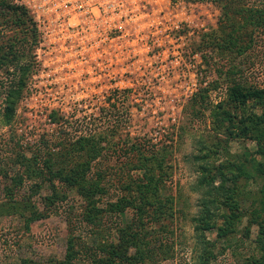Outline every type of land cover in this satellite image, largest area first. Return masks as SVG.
I'll return each instance as SVG.
<instances>
[{
	"label": "rangeland",
	"instance_id": "rangeland-1",
	"mask_svg": "<svg viewBox=\"0 0 264 264\" xmlns=\"http://www.w3.org/2000/svg\"><path fill=\"white\" fill-rule=\"evenodd\" d=\"M106 1L109 0H91L99 12ZM246 1L248 5H264V0ZM120 2L122 11L117 17L102 20L98 12L92 15V29L83 34L87 37L83 41L64 46L42 41L37 32L38 41L31 51L34 75L27 82L14 119L9 125L0 126V164L9 159L4 145L10 138L18 140L29 156L40 146L44 151L45 146L55 147L59 135L76 138L103 132L128 119L127 129H119L118 133L128 131L155 145L163 160L160 193L172 201V215L146 229H151L147 240L152 244H172L169 255L173 258L161 250L157 262L147 259L143 264H191L193 218L199 208V194L193 190L197 177L193 156L199 154L202 144L221 140L226 145L222 141L225 136L213 130L209 113L226 97L229 81L224 71L228 66L209 47L204 49L208 35L219 27L220 11L213 0ZM9 33L0 27V35ZM254 47L249 57L237 58L243 72L234 74L232 79L240 85L264 87L263 35H256ZM202 50L205 61L201 59ZM113 140L117 141V136ZM242 144L254 147L250 141ZM227 147L232 153L242 148L236 141ZM131 174L136 177L143 172ZM3 184L0 178V203L5 196ZM28 185L23 186L22 194H28ZM62 191L68 197L67 203L61 204L56 213L31 224L29 231L18 216L0 215V264H19L23 258H63L68 220L81 215L83 201L75 189ZM49 194L50 190L43 187L33 197L38 210L43 208L42 197ZM120 195L115 183L110 197L103 201H113ZM131 217L130 210L122 217L108 214L101 234L89 235L83 224L76 233L92 245L115 238L116 229ZM243 225L245 221L239 228ZM207 236L216 240V259L212 264H242L254 246L255 230L251 231V242L242 243L237 236L238 242L232 244L236 248L230 249L215 239L214 230Z\"/></svg>",
	"mask_w": 264,
	"mask_h": 264
},
{
	"label": "trees",
	"instance_id": "trees-1",
	"mask_svg": "<svg viewBox=\"0 0 264 264\" xmlns=\"http://www.w3.org/2000/svg\"><path fill=\"white\" fill-rule=\"evenodd\" d=\"M213 1L220 11L219 27L208 35L204 49L209 47L227 64L224 75L229 85L225 99L210 109L209 118L213 130L225 136L222 141L226 145L221 140L202 144L203 150L193 156L197 173L193 190L199 194V208L193 218L191 264H212L216 259V240L208 238L210 231L214 230L215 239L230 249L236 248L232 244L238 242L240 234L242 243L251 242L253 229L254 246L242 264H264V87L240 85L232 79L234 74L243 72L237 58L249 57L255 50L256 35L264 36V5H248L246 0ZM0 27L10 32L0 35V126H5L14 119L27 82L34 75L31 51L38 34L29 11L14 0H0ZM202 53L205 61L206 54L203 50ZM205 98L201 96L203 103ZM127 127L128 119L124 118L103 132L76 138L59 135L55 147L45 146L44 151L40 146L29 156L18 140L10 138L4 145L9 159L0 164L5 194L0 215L18 216L29 231L31 224L56 213L61 204L67 203L62 190L75 189L83 201L79 219L75 216L68 220L62 259L23 258L19 264H143L147 259L157 262L161 250L169 255L172 244H152L147 240L151 229H146L172 215V201L160 193L163 160L150 141L131 136L128 131L118 133ZM115 136L117 141L113 140ZM232 141L241 144L240 152L228 149L227 144ZM249 141L254 147L242 144ZM220 155L222 159L217 161ZM132 171L143 174L134 177ZM114 182L119 186L120 197L103 201L114 189ZM27 184L29 192L22 194ZM43 187L50 194L42 197L43 208L38 210L33 197ZM129 210L132 217L116 229L115 238L88 245L76 233L83 224L89 235H99L106 215L122 217ZM219 220L221 224L217 223ZM244 221L245 225L239 228Z\"/></svg>",
	"mask_w": 264,
	"mask_h": 264
},
{
	"label": "built area",
	"instance_id": "built-area-1",
	"mask_svg": "<svg viewBox=\"0 0 264 264\" xmlns=\"http://www.w3.org/2000/svg\"><path fill=\"white\" fill-rule=\"evenodd\" d=\"M24 6L32 17L39 38L42 41L72 44L73 41L87 39L83 34L91 28L93 16L98 12L103 19H112L121 13L120 0L106 1L105 7L99 9L91 0H14ZM105 21V20H104ZM40 43V42H39Z\"/></svg>",
	"mask_w": 264,
	"mask_h": 264
}]
</instances>
